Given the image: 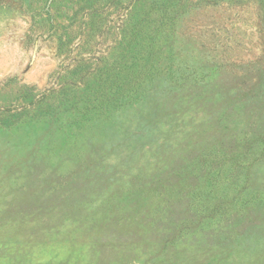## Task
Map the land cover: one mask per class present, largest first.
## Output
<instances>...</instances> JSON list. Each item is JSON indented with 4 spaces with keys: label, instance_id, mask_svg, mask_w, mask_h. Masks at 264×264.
I'll return each instance as SVG.
<instances>
[{
    "label": "rangeland",
    "instance_id": "obj_1",
    "mask_svg": "<svg viewBox=\"0 0 264 264\" xmlns=\"http://www.w3.org/2000/svg\"><path fill=\"white\" fill-rule=\"evenodd\" d=\"M0 264H264V0H0Z\"/></svg>",
    "mask_w": 264,
    "mask_h": 264
},
{
    "label": "trees",
    "instance_id": "obj_2",
    "mask_svg": "<svg viewBox=\"0 0 264 264\" xmlns=\"http://www.w3.org/2000/svg\"><path fill=\"white\" fill-rule=\"evenodd\" d=\"M163 23V22H162Z\"/></svg>",
    "mask_w": 264,
    "mask_h": 264
}]
</instances>
